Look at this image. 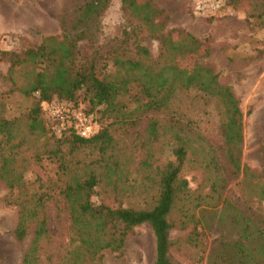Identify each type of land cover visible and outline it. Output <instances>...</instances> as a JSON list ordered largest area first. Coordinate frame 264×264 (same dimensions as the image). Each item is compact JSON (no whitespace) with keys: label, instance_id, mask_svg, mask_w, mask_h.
<instances>
[{"label":"trees","instance_id":"obj_1","mask_svg":"<svg viewBox=\"0 0 264 264\" xmlns=\"http://www.w3.org/2000/svg\"><path fill=\"white\" fill-rule=\"evenodd\" d=\"M109 2L77 0L72 16L58 21V34L0 48L9 83L0 92V187L13 210V239L29 236L19 264H103V253L119 252L142 223L154 239L151 264H178L168 255L175 244L170 231L187 228L180 242L200 250L194 212L202 205H219L223 221L204 264H264V214L250 207L264 201V160L257 169L241 161L240 101L208 63L189 70L176 63L206 38L166 27L150 0H119L123 24L117 35L101 36L99 18ZM225 3L239 10L242 0ZM242 13L248 29L264 32V0H245ZM144 37L157 41L154 56ZM179 90L213 103L218 139L181 121L172 107ZM14 94L30 104L7 115L5 101ZM53 98L67 107L84 102L99 122L96 131L82 137L66 126L55 134L42 109ZM116 129L133 132L134 163L117 147ZM186 173L198 179L193 188ZM230 181L240 195H228ZM50 210L67 221L64 241L50 232Z\"/></svg>","mask_w":264,"mask_h":264},{"label":"rangeland","instance_id":"obj_2","mask_svg":"<svg viewBox=\"0 0 264 264\" xmlns=\"http://www.w3.org/2000/svg\"><path fill=\"white\" fill-rule=\"evenodd\" d=\"M161 8L165 15L166 27L172 30L182 29L197 38H206L205 45L196 52L176 58V63L189 70L196 61L208 63L220 79L228 83L238 97L242 112V147L241 161L252 169L260 166L264 160V32L248 29L243 21L242 0L239 10L228 7L225 0L215 13L198 14L192 10V0H150ZM77 0H0V48L13 49L35 45L42 36L58 34V21L62 16L69 18ZM66 14V16H65ZM123 24L119 0H110L106 10L99 18L100 34L104 37L117 35ZM175 35V31L173 33ZM100 39V37H99ZM142 44L151 55L157 53L158 43L151 37H144ZM81 51L86 48L85 42L79 44ZM249 56H255L247 60ZM6 64L0 62V92L8 89L5 78ZM58 101L53 98L50 102ZM60 102V101H58ZM47 103H42L45 118ZM30 103L21 95L14 94L5 101V113H20ZM172 107L187 127L199 131L204 138L214 141L218 139L216 132V115L211 101L201 98L196 91L179 90L172 99ZM69 111L80 110L89 120L90 134L96 131L99 122L96 115L85 113L84 102L78 101L75 107H67ZM55 133V132H54ZM59 134V133H55ZM89 134V135H90ZM117 147L131 162H135L137 154H130L133 132L115 130ZM193 188L197 180L190 179ZM228 195H240L234 190L233 181L228 184ZM7 190L0 187V264H19L20 253L28 244L29 236L17 242L13 239V210L4 206L3 199ZM255 214H264V201L255 200L250 206ZM49 228L55 242L66 239L67 221L53 216L50 210ZM198 220L202 248L196 251L184 244L181 237L188 231L176 228L170 231L171 240H175L169 248L168 255L178 264H204L205 253L218 239L222 221L219 205L216 207L202 205L194 212ZM179 239V241H177ZM154 258V239L150 227L139 224L133 227L126 236L119 252H104L103 264H151Z\"/></svg>","mask_w":264,"mask_h":264},{"label":"built area","instance_id":"obj_3","mask_svg":"<svg viewBox=\"0 0 264 264\" xmlns=\"http://www.w3.org/2000/svg\"><path fill=\"white\" fill-rule=\"evenodd\" d=\"M222 5L221 0H192V10L198 14L215 13ZM46 114L51 119L52 129L55 133L68 126L73 127L78 135L89 136V120L80 110L69 111L63 102L53 101L47 103Z\"/></svg>","mask_w":264,"mask_h":264}]
</instances>
